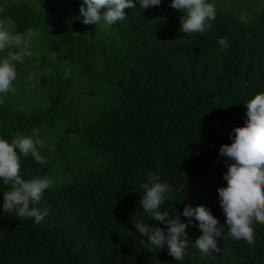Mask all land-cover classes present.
<instances>
[{
    "label": "trees",
    "instance_id": "16d2710c",
    "mask_svg": "<svg viewBox=\"0 0 264 264\" xmlns=\"http://www.w3.org/2000/svg\"><path fill=\"white\" fill-rule=\"evenodd\" d=\"M133 3L108 30L84 27L70 0L0 3V18L11 17L16 32L38 30L33 52L48 59L38 78L42 104L18 109L0 95V138L58 123L73 75L62 66L64 45L80 49L78 59L105 88L92 107L67 117L78 145L97 156L95 167L58 181L50 157L42 154L46 164L20 157L23 179L54 181L35 205L49 209L40 224L3 211L8 186L0 180V264H264V224H255L253 245L234 239L225 224L219 251L205 256L194 246L199 221L183 215L186 206L203 205L225 223L217 189L227 186V167L219 148L244 125V103L264 91V9L244 24L215 7L211 28L189 41L160 13ZM220 37L227 38L224 51ZM151 173L173 189L160 210L187 225L183 260L167 245L140 244L137 220L166 228L139 203Z\"/></svg>",
    "mask_w": 264,
    "mask_h": 264
},
{
    "label": "clouds",
    "instance_id": "9594fccd",
    "mask_svg": "<svg viewBox=\"0 0 264 264\" xmlns=\"http://www.w3.org/2000/svg\"><path fill=\"white\" fill-rule=\"evenodd\" d=\"M161 2L139 0L142 9L160 6ZM170 6L182 13L179 17L180 31L184 34H203L211 28V22L216 18L215 7L209 0H171ZM135 7L133 0H83L79 13L85 25L103 23L111 26L127 18L125 9ZM4 11V8H0V13ZM15 29L16 24L11 17L0 18V53H5L0 58V95L16 92L15 62L23 63L25 56L30 55L25 50L24 35ZM218 43L221 51L227 49V38H218ZM3 103V99H0V104ZM244 105L247 110L244 125L235 127L230 133L232 142L219 148L220 155L226 158L227 167L223 175L227 186L217 189L225 223L221 224L203 205L196 208L188 205L183 212L184 216H194L199 221L202 235L195 240L194 246L205 256L219 251L217 238L224 233L225 224L230 236L248 245L254 244L255 224H264V91L247 100ZM45 143L37 128H32L30 135H15L10 142L0 138V180L8 186V190L3 192V211L14 212L19 218H34L37 224L44 220L49 209H40L35 205L54 181L49 177L23 179L20 157L30 155L36 163L46 164L47 160L38 150ZM140 187L144 190L139 202L142 210L151 220L166 226L152 227L137 220L134 225L141 236L140 244L159 250L167 245L170 255L176 260H183L184 250L189 245L185 232L187 225L181 223L178 217L170 219L168 212L160 210L173 189L167 182H161L155 173L149 174L147 181L141 183ZM143 237H147V241Z\"/></svg>",
    "mask_w": 264,
    "mask_h": 264
},
{
    "label": "rangeland",
    "instance_id": "374dc122",
    "mask_svg": "<svg viewBox=\"0 0 264 264\" xmlns=\"http://www.w3.org/2000/svg\"><path fill=\"white\" fill-rule=\"evenodd\" d=\"M17 1L31 2L32 0H0V3H14ZM70 1L75 3L74 6L79 11L83 0ZM209 3H212L214 7L229 11L235 19L244 24L250 20L255 12L264 9V0H209ZM170 5L171 0H162L160 6L149 7V9L160 13L165 19L169 20L173 25V31L181 39L192 41L196 33L188 35L180 31L179 17L182 13L173 9ZM78 18L80 23L83 24L80 13ZM83 26L108 30V26L103 23L99 25L83 24ZM22 34L26 40L25 50L30 55L25 56L23 63L15 62L17 80L14 82V87L16 88V92H9L1 96L18 109H29L42 104L44 101L42 91L39 89L38 78L48 71V59L45 57H36L37 54L33 52L39 42L37 29H28ZM13 50L20 51V49ZM79 50L71 49L65 45L62 47L60 51L61 57H65L62 61L64 63L62 66L65 69L73 71L68 88L64 91V100L67 105L57 124L51 128H38L40 138L46 140L45 145L39 147L38 150L41 154L51 158L53 177L58 181L71 174L77 175L79 172L93 168L98 162L97 156L93 154L87 155L81 146L78 145V140L71 131L72 124L70 118L67 119V117L78 116L77 109L79 108L84 110L92 107L101 93L105 91L103 82L99 81L93 72L85 69L84 62L78 59ZM4 56L5 53H0V58ZM98 63L99 61L96 62V65Z\"/></svg>",
    "mask_w": 264,
    "mask_h": 264
}]
</instances>
